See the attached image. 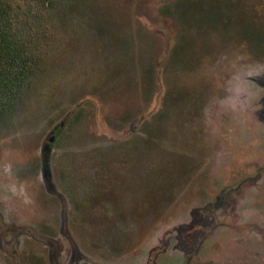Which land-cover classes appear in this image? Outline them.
<instances>
[{
	"label": "rangeland",
	"instance_id": "1",
	"mask_svg": "<svg viewBox=\"0 0 264 264\" xmlns=\"http://www.w3.org/2000/svg\"><path fill=\"white\" fill-rule=\"evenodd\" d=\"M39 5V69L0 118V264L11 237L48 264L30 236L61 240L63 208L74 264H264V142L243 128L264 121L236 112L259 94L264 0Z\"/></svg>",
	"mask_w": 264,
	"mask_h": 264
},
{
	"label": "trees",
	"instance_id": "2",
	"mask_svg": "<svg viewBox=\"0 0 264 264\" xmlns=\"http://www.w3.org/2000/svg\"><path fill=\"white\" fill-rule=\"evenodd\" d=\"M39 0H0V118L16 108L39 69Z\"/></svg>",
	"mask_w": 264,
	"mask_h": 264
},
{
	"label": "flooded vegetation",
	"instance_id": "3",
	"mask_svg": "<svg viewBox=\"0 0 264 264\" xmlns=\"http://www.w3.org/2000/svg\"><path fill=\"white\" fill-rule=\"evenodd\" d=\"M257 77L255 78L256 80L253 81L255 84V87H253V88H255L256 90L259 91L258 95H257L255 90L253 91V90L247 89V90H245V93L241 92L239 90L240 98L242 97L243 100L246 101V103H245L244 108H237L236 112L238 114V118H240V116L242 117L243 113L247 114L248 111L253 109L254 104L258 103L259 104V107H258L259 115H260L261 119L264 121V71L263 72L261 71L259 73V76H257ZM248 118H250V117H248ZM249 123H250V121L247 119V121L244 123V126H243V128L251 134V138L249 139V141L246 142V145H247V143L249 144L246 151L254 150L258 146L257 143L260 145V144H263V142H264V137L260 140L259 137L256 138V136H254V135H256V133H255L256 129L253 128V131H252V129H250L251 124H249ZM248 129H250L251 131H249ZM54 140H55V137L53 136L51 138V140L48 143H46L43 147V151H42L43 152V158H42L43 180H44V184H45L48 192L53 194V195L58 196V198H60L62 207H65V200L61 195L58 194V192L56 190L55 184L53 183V176H52V171H51L50 156L53 152V148H52L53 146L52 145L55 143ZM237 142H239V139L237 140ZM236 144H237L238 150H241L242 149L241 143H236ZM258 148H260V146ZM252 161H253V163H255V165L259 164L261 161H264V152L259 157L258 156L254 157V159ZM220 203L221 202H219V204ZM64 210L65 209L63 208L62 215H61V225H60V229H59V235H60L61 240H59L58 237L57 238H51V237H45V236H41V235L38 236L35 234H32L30 236V238L35 243H37V244L41 245L43 248L47 249L46 261L48 264H74V262L76 261V259L78 257V253L76 252V250L74 248V244L75 245H77V244H76V242H74V237L69 236L68 228H69L70 224H69L68 218L65 216ZM0 226H1V223H0ZM25 233H27V232H25ZM62 239L66 240V242L64 243ZM7 244L13 250V252L7 251L6 252L7 255L13 259H18L19 264H28V260L33 261L36 259V257L38 258L40 256L37 254H32V253L28 254L26 252H22L26 248V243L24 244V242L21 239L18 240L15 237H11V239L7 240ZM76 247L79 249L78 246H76ZM0 250L4 251V248L2 247L1 243H0ZM31 259H33V260H31ZM81 260H85V259L81 258L80 261ZM33 263H34V261H33Z\"/></svg>",
	"mask_w": 264,
	"mask_h": 264
}]
</instances>
